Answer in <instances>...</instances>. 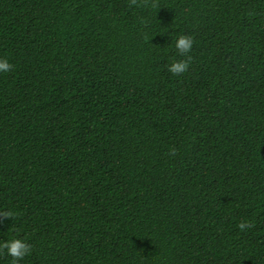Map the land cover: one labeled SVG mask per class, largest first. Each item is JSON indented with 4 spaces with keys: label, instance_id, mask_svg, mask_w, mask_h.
Wrapping results in <instances>:
<instances>
[{
    "label": "trees",
    "instance_id": "obj_1",
    "mask_svg": "<svg viewBox=\"0 0 264 264\" xmlns=\"http://www.w3.org/2000/svg\"><path fill=\"white\" fill-rule=\"evenodd\" d=\"M0 59L18 264H264V0H0Z\"/></svg>",
    "mask_w": 264,
    "mask_h": 264
},
{
    "label": "clouds",
    "instance_id": "obj_2",
    "mask_svg": "<svg viewBox=\"0 0 264 264\" xmlns=\"http://www.w3.org/2000/svg\"><path fill=\"white\" fill-rule=\"evenodd\" d=\"M137 4V0H129V7H134ZM195 44L194 37L191 35L181 34L177 37L175 42V49L178 57L182 59H176L167 66L168 72L172 76H182L185 74L193 61L191 52ZM13 65L6 59H0V73H8L13 70ZM176 150L170 149V155L175 156ZM15 213L13 211H0V217L5 219L14 218ZM239 230L243 232L246 229L254 227L251 222H241L238 226ZM0 251L6 252L8 256L12 258V264H18L20 260H23L32 251V246L23 239H13L0 243Z\"/></svg>",
    "mask_w": 264,
    "mask_h": 264
}]
</instances>
